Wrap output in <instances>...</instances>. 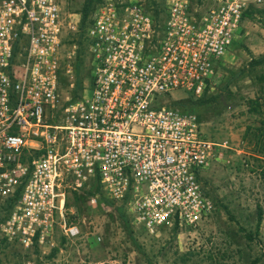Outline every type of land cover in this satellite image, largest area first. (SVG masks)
<instances>
[{
  "label": "built area",
  "instance_id": "2783aa9c",
  "mask_svg": "<svg viewBox=\"0 0 264 264\" xmlns=\"http://www.w3.org/2000/svg\"><path fill=\"white\" fill-rule=\"evenodd\" d=\"M262 1L161 0L157 14L137 1L101 2L82 34L90 82L61 104L62 71H71L63 61L76 44L64 59L62 49L79 23L57 0H0V200L17 192L2 234L44 243L59 217L73 236L64 189L93 178L149 232L205 219L213 202L199 177L228 143L205 137L194 113L162 96L200 94L245 10Z\"/></svg>",
  "mask_w": 264,
  "mask_h": 264
},
{
  "label": "rangeland",
  "instance_id": "374dc122",
  "mask_svg": "<svg viewBox=\"0 0 264 264\" xmlns=\"http://www.w3.org/2000/svg\"><path fill=\"white\" fill-rule=\"evenodd\" d=\"M57 1L61 14L79 23L83 0ZM131 1L149 10L158 7L161 0ZM205 2L192 0V5L203 7ZM254 7L260 14L241 20L200 94L176 90L162 96L163 103L193 112L205 137L228 143L221 157L199 177L213 202L209 215L194 227L162 226L149 232L133 222L123 203L106 198L99 188L96 194L91 193L93 183L79 189L65 187L63 219L66 225L76 226L77 233L64 235L58 217L44 243L23 247L7 239L0 229V264H264V150L254 137L264 118L247 103L260 97L264 89V82L258 78L264 74V67L239 72L251 57L264 52V0ZM69 35L74 37L75 33ZM71 49V45L63 46L62 59ZM80 49L75 48L74 56L63 61L71 71H62V76L74 79L73 64L77 62L81 94L90 82L91 68L84 43ZM69 88L63 81L61 104L65 103L64 95L70 96ZM59 115L58 110L56 121ZM91 196L97 198L93 206L89 204ZM101 196L110 203L101 201ZM8 210L6 200H0V226ZM258 211L260 221L256 225Z\"/></svg>",
  "mask_w": 264,
  "mask_h": 264
},
{
  "label": "trees",
  "instance_id": "16d2710c",
  "mask_svg": "<svg viewBox=\"0 0 264 264\" xmlns=\"http://www.w3.org/2000/svg\"><path fill=\"white\" fill-rule=\"evenodd\" d=\"M98 2H100V0H83L82 1V5H81V9H80L81 16L79 19L78 32L75 35V37H70L69 39L66 40L67 44H69V45L72 43L76 44V51L81 50L80 48L83 44L82 34H83L84 27L87 24V22L89 21L88 16H90V14L97 7V6H95V4H97ZM98 4H100V3H98ZM157 9H158V7H156V6H152L151 8H149V10L155 14H157V12H158ZM256 12H258V14H260L261 11L256 9L255 7H248L247 10H245V12L243 13L242 19L246 16H251L253 13H256ZM258 66L264 67V52L255 56V57H251L248 60L246 66L242 67L239 70V72L243 73L247 69L252 70ZM72 74L74 75V79H72V80H68L67 75L66 76L61 75V84L63 81H64V83L66 82V86L69 85L70 83H72V87H70L68 90V92L70 94V101H74L80 96V92L78 91V89L81 90V88H82L81 87V78L79 75H77L78 74V63L77 62L75 64H73V73ZM258 78H260L259 79L260 81L264 82V74L263 73L259 74ZM260 94H261L260 97L256 96L255 98H251L247 101V103H248V108H251V110L253 112L262 115V117L264 118V89H263V87L260 90ZM260 100H262V101H260ZM181 110H183V109H181ZM184 111H189V110H184ZM254 137H256V139H255L256 144L259 146L260 150H264V119L260 122V126L256 129V135H254ZM257 152H258L257 154L260 155L259 152H261V151H257ZM88 183L90 185H91V183H93V185H94L91 193L98 192L97 191L98 188L101 189L96 178L91 179ZM16 194H17V192H16ZM16 194L13 197H9V198L5 199L9 209H10L15 197L17 196ZM100 200L105 202V203H110L103 196L100 197ZM120 207H122V206H120ZM259 221H260V211L257 212V220H256L257 223H256V225H258ZM173 227L175 228L176 225H174Z\"/></svg>",
  "mask_w": 264,
  "mask_h": 264
}]
</instances>
